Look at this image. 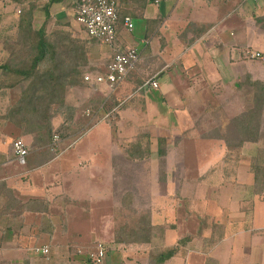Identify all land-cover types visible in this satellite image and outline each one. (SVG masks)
<instances>
[{
  "label": "crops",
  "instance_id": "0c3cea01",
  "mask_svg": "<svg viewBox=\"0 0 264 264\" xmlns=\"http://www.w3.org/2000/svg\"><path fill=\"white\" fill-rule=\"evenodd\" d=\"M115 1L139 22L136 37L117 26L115 45L136 49L138 62L114 90L94 85L84 98V138L57 153L59 141L21 136L28 156L19 164L0 123V264H89L97 242L107 250L103 264H151L153 249L174 247L176 255L163 264H264V188L255 190L250 173L256 147L245 143L238 161L225 160L224 141L211 136L246 112L249 81L264 84V63L246 56L264 55V0H153L142 12L131 0ZM49 2V26L67 20L75 6V0H42ZM9 7L0 1V21ZM102 59L109 63L110 51L93 47L91 61ZM151 91H159L160 102ZM184 142L207 157L208 166L193 178L178 167L181 149L191 148ZM247 144L255 147L251 156L242 154ZM116 164L124 166L122 179L156 180L157 189L118 188ZM134 164L151 173L133 176ZM160 164L165 170L154 166ZM143 194L150 203L139 210L149 213L155 235L150 243L118 239L129 224L121 222L131 209L127 202ZM183 205L188 212L177 236ZM36 248H48V256Z\"/></svg>",
  "mask_w": 264,
  "mask_h": 264
},
{
  "label": "rangeland",
  "instance_id": "374dc122",
  "mask_svg": "<svg viewBox=\"0 0 264 264\" xmlns=\"http://www.w3.org/2000/svg\"><path fill=\"white\" fill-rule=\"evenodd\" d=\"M184 3L185 2H182L179 5L178 10L183 12L185 11ZM4 4H6V2ZM8 6L10 7L6 9V14H4L5 18L0 21V123L5 126V135L8 138L7 144L11 145L12 142L20 140L21 136H31L36 140H38L39 138V140L43 142H51L54 137H57V141H59V147H57L56 150L58 153L61 151V149H64L65 146L73 145L75 142L84 138V136L86 135L85 130L87 129L80 128L82 127V120L84 122L87 121L86 118L82 116L81 112L84 107L82 108L81 104L87 94H91V91L94 90V86L92 84H90L89 87L81 86L80 81L82 80V76L93 71L92 69H94L98 73H102L104 71L103 68L107 66L108 62L106 59L99 60L96 63H93L91 61L93 47H99L100 45L93 41L88 42L85 31L81 29L74 20V14H72L74 6L72 5L70 7L71 11L69 12V18L67 19L68 23L66 25L58 24L57 22H55L51 26H49L48 23L44 26L46 39L53 46H56L55 49L58 58H55L54 61L52 59H48L44 63V65H42L41 73L43 74V76L40 79L41 83H38L37 86L35 85L34 87L30 88L32 85H34V77L28 78L27 80H22L15 75L6 73L5 70H3V67L13 69L21 67L25 62L28 63L30 59L35 55V52L32 48L33 37L29 36L27 25L28 23L33 24V28L35 30H38L40 29V27H42V10L44 4H42V0H26L25 4H23L22 7H15L14 5ZM18 10L21 11V15H18ZM65 20L66 19L62 20V22H64ZM131 20L132 24L134 26H137L136 30L134 28L131 32L126 31V33L128 35L136 37L139 22L135 19ZM20 21H23L21 25ZM63 39L73 43L74 48H71V52L68 53V50H64L63 48H61V42ZM85 59H88V61L86 62ZM76 66H79L78 76L72 77L74 82L76 83V86L74 85L71 88H68V90H70L66 91V93L64 94L65 96L63 95L64 100L61 102L62 85L65 84V80L70 79L68 75L72 76L71 71L72 69L76 68ZM47 70H51V73H53V79H57L59 90H56L53 93L49 89L47 91L43 90L46 84L52 86L49 80L51 77H49V75L51 73L46 74ZM95 87L98 88V86ZM28 91L29 95L31 94L30 96L37 93V96L41 98V101H39L38 103H33L31 102L30 98H28V100L23 103V99ZM262 92L263 98L262 104L258 111L259 115H254L255 121H253L249 125L246 124V127H249L250 130H252L253 128L260 130V132H258V135L264 138V89ZM148 96L155 101L160 100L159 91H151ZM252 96L253 93L251 97ZM251 100L247 101V110L252 104ZM71 109L74 111L73 115H71ZM77 111L78 113L80 112L79 115H76ZM2 118H4V122L2 121ZM244 121H246L245 118ZM48 128H51L52 130V133L50 135L51 139H45V130ZM39 130L41 131L40 133H38ZM15 132H17V137L14 134ZM113 135L114 139L118 140V137H116L117 132L114 131L112 136ZM189 146L191 147L190 144ZM197 150H199L200 152L203 149L201 148ZM181 151L184 157L182 164L178 165V167L181 168L182 166V168H185L186 172L190 173L188 178H193L198 172L197 169H202L208 166L204 162V160L207 158L204 156L205 154L200 153L198 156H196V149H194L193 147H187L185 152L183 149H181ZM254 152V145L247 144L242 154L243 156L244 154L251 156ZM120 166L121 164H116L118 172L121 170V168H124V166ZM154 166L156 168L159 167V169H163L164 167L166 168V166L163 164ZM165 168L163 170H165ZM131 170V174L137 177H144V174L146 175L151 173V168H149L147 165H144V167L142 168L140 164H134L131 166ZM154 171H152V173ZM118 175H120L121 177L125 174L124 172L120 171ZM122 178L123 177H121V179L118 178V180L116 181V183H118V188H124L126 185L136 184V190L138 192L144 189L148 190L150 189V187L153 189H157V187H155L156 180L153 181L151 179L144 178L138 180H127ZM163 182L164 181H158L157 183L160 185ZM261 188H264V183L260 181L259 183L255 184L256 191ZM246 189H248V187H245V190ZM253 189L254 188L252 187V190ZM116 198L118 206L121 207L124 202V196L119 195L116 196ZM127 203L129 204L127 207L131 206V209L130 212H127L128 217L126 218V220H121V222H129L131 227L139 229V218L142 219L149 217L148 212L140 211L139 209L150 203V198L149 196H146L144 194L143 196L136 195L135 197H132V199ZM178 211L179 212L178 217L175 221L176 224L174 226V232L176 235L179 234L177 236H180L182 233L178 230V228H176V225L181 226L182 223L185 222L184 214L188 212V209L183 205V207L181 206ZM16 212L15 214L12 212V215L16 216ZM194 219L195 217H191L187 222L193 221ZM176 235H174L173 233L171 242ZM35 243L37 244V242ZM94 244L91 247H93ZM38 245H41V243L38 242ZM84 261L87 262L85 258Z\"/></svg>",
  "mask_w": 264,
  "mask_h": 264
},
{
  "label": "trees",
  "instance_id": "16d2710c",
  "mask_svg": "<svg viewBox=\"0 0 264 264\" xmlns=\"http://www.w3.org/2000/svg\"><path fill=\"white\" fill-rule=\"evenodd\" d=\"M4 1L6 2V4H4L5 3ZM80 1L81 0H75V5L79 3ZM120 1L126 3L127 5L129 4L128 3L129 0H120ZM152 1L153 0H138V1L131 0L132 4L140 5V8H143L141 9V12L142 10L145 9L147 3H152ZM1 2L5 6L14 5L15 7L16 6L22 7V5L25 4L26 0H1ZM53 3L54 2H49L48 4L44 5L43 10H42L44 12V20L42 22L43 24H42V27H40V29L35 30L33 28V24H30V23H28L27 25V31L29 33V36L33 37L32 48L35 52V55L30 59L28 63L25 62L21 67H18L15 69L3 67V70H5L6 73L15 75L16 77H19L22 80H27L28 78L34 77L35 78L34 85H32L30 88L34 87L35 85L37 86L38 83H41L40 79L43 76V74L41 73L42 65H44V63L48 59H52L54 61L55 58H58L56 49H55L56 46H53L51 43L48 42L45 36V30H44L45 29L44 26L49 21L48 10H49V7ZM122 11H123L122 4L118 2L117 9H116V14H117V19H118L117 26L119 25L123 26L122 25L123 20L125 18H128L127 16L128 14L122 13ZM17 13L18 15H21L20 10H18ZM22 23L23 21H20V25ZM57 23L66 25L68 22L67 20H65L64 22H61V21L59 22L58 20ZM87 40L88 42L90 41L89 39ZM61 48H63L64 50H68V53H69L71 52V48H74V47H73V43L69 42L68 40L63 39L61 42ZM85 61L87 62L88 59H85ZM78 69H79V66H76V68L72 69L71 71L72 76L68 75L70 79L65 80V84L62 85L61 102L64 100L63 95L66 93V91L70 90V89L68 90V88H71L74 85L76 86V83L74 82L72 77L78 76ZM92 70L93 71L89 70L91 72L86 73L85 75L93 76V75L99 74L94 69ZM50 73H51V70L50 71L47 70L46 74H50ZM52 75L53 73L49 75V77L51 76L49 80L52 86H50L49 84H46L43 90L47 91L49 89L53 93L56 90H59V87L57 84V79H53ZM84 76H82V80L80 81V84L83 87H89V84L85 83L83 80ZM248 83L251 85V87H253V96L251 98L252 104L249 107V109L242 115V117H236L230 120L226 131H224L223 133H220V135L218 136H216L217 133H214V135L212 133L211 136H214L213 138H218L224 141V144L226 148L228 149V153H226L225 155V160H227L228 158L232 160V158L234 157L237 160L239 158L238 156L240 155V150L243 144L249 143V144L255 145L256 147L255 156H253L250 159V173L253 175L254 185H255L256 183H259L260 181L264 183V138L258 135V132H260V130H257L255 128L250 130L249 127H246V124L248 125L251 124L253 121H255L254 115L256 116L259 115L258 111L262 104V98H263L262 91L264 89V84H261L258 82L252 83L250 81ZM30 95L28 91V93H26L23 99V103H25V101H27L28 98H30L31 102L33 103L34 102L38 103L39 101H41V98L37 96V93L32 96ZM71 111H72L71 115H73L74 111L72 109ZM244 118L246 119V121H244ZM2 120H4V118H2ZM40 132L41 131L39 130L38 133ZM51 133H52L51 128L46 129L45 139H51L50 137ZM221 167L223 168V164L220 165V168ZM138 223L140 224L139 229L138 228L136 229L135 227H131L129 226V224H126V226L122 227L121 229L117 231L118 232L117 238L118 239H121V238L129 239V240H132L131 242L133 243L138 242V241L150 243L152 235H155V228H153L150 225V220L148 217L142 218V219L139 218ZM150 246H153L152 243L150 244ZM177 250H178L177 247H174L170 250H166L163 252H160V250L153 249V251L150 254L151 255L150 263L151 264H163L167 260L174 257L177 253Z\"/></svg>",
  "mask_w": 264,
  "mask_h": 264
},
{
  "label": "built area",
  "instance_id": "2783aa9c",
  "mask_svg": "<svg viewBox=\"0 0 264 264\" xmlns=\"http://www.w3.org/2000/svg\"><path fill=\"white\" fill-rule=\"evenodd\" d=\"M160 0H155L158 4ZM117 2L115 0H81L75 5L74 20L81 29L85 31L87 39L107 48L111 53V61L107 64L102 73L96 75H85L83 80L89 85H106L109 89L114 90L118 85L123 83L138 62V53L134 48H119L115 45L116 27L118 24ZM19 13V12H18ZM123 27L131 32L133 24L129 18H125L122 23ZM250 60L264 63V55L259 52L250 51L246 53ZM153 89L157 88L155 82H148ZM57 142V137H54ZM12 152L16 162L25 163L28 156V149L21 140H16L11 144ZM106 247L102 243H95L87 254L89 264H103L106 257ZM35 253L47 257L48 248L35 249Z\"/></svg>",
  "mask_w": 264,
  "mask_h": 264
}]
</instances>
